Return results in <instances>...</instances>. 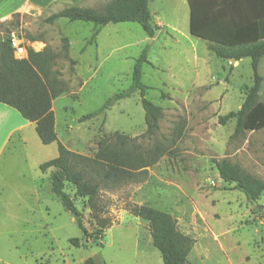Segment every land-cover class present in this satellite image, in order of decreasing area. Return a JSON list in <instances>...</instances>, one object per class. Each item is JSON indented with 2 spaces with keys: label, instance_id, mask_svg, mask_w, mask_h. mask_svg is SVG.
Wrapping results in <instances>:
<instances>
[{
  "label": "rangeland",
  "instance_id": "374dc122",
  "mask_svg": "<svg viewBox=\"0 0 264 264\" xmlns=\"http://www.w3.org/2000/svg\"><path fill=\"white\" fill-rule=\"evenodd\" d=\"M161 4L168 6L163 13L168 20L176 18L169 8L173 0ZM50 15L51 10L31 9L0 20V38L16 31L27 47L56 54L52 76L65 88L53 98L59 140L73 152L93 156L101 138L119 131L143 149L161 146L165 154L144 181L102 186L97 210L66 182L80 212L76 217L51 190L53 168L40 169L58 156V142L43 144L35 126L25 129L26 143L13 135L0 158V264H83L86 249L97 264H146L137 241L149 223L130 213L135 203L171 213L179 229L195 239L185 264H264V192L254 204L221 178L215 162L239 164L264 180V128L232 136L236 120L219 121L241 107L253 85L251 59L219 58L187 25L184 33L160 25L151 37L137 22L110 23L94 46V23L48 22ZM144 50L150 60L142 77L147 97L164 111L156 133L144 135L139 93L83 118L131 87ZM102 223L108 227L96 238ZM153 249L147 264H164L160 250Z\"/></svg>",
  "mask_w": 264,
  "mask_h": 264
},
{
  "label": "trees",
  "instance_id": "16d2710c",
  "mask_svg": "<svg viewBox=\"0 0 264 264\" xmlns=\"http://www.w3.org/2000/svg\"><path fill=\"white\" fill-rule=\"evenodd\" d=\"M191 5V34L209 41L208 48L219 58L238 61L250 58L253 69V85L248 88L241 107L237 111L219 117L224 124L236 120L232 136L246 130L264 128V0H188ZM150 0H111L104 9L70 5L47 18L53 22L58 18L70 21L92 22L96 27L109 23L137 22L149 36H154L157 27L149 9ZM97 32L94 31V37ZM93 37V38H94ZM26 57L14 55L8 38H0V102L15 108L35 123L43 144L58 142L57 157L40 164V169H52L51 190L65 208L80 215L73 199L65 190L66 182L72 183L81 196L89 198L90 205L97 210L99 190L128 181H144L149 168L165 154L164 148L156 146L143 149L136 138L116 131L101 138L96 153L85 155L68 149L58 138L53 98L65 91L56 77L52 76L51 64L56 54L48 50L36 51L27 47ZM148 51L137 58L133 70L131 87L110 98L97 111L85 115L88 119L109 108L115 100L139 93L145 110L146 131L151 136L160 127L163 108L147 97L149 87L143 82V65L149 63ZM221 178L234 188L243 191L254 202L264 192V180L242 170L241 166L227 160H216ZM236 182V183H235ZM131 214L148 221L153 244L157 247L164 264H185L194 247L195 239L182 232L177 219L169 212L148 204H132ZM84 232L81 218L77 219ZM106 223L101 224L98 238ZM76 244L78 238H72ZM83 264H97L93 256Z\"/></svg>",
  "mask_w": 264,
  "mask_h": 264
},
{
  "label": "crops",
  "instance_id": "0c3cea01",
  "mask_svg": "<svg viewBox=\"0 0 264 264\" xmlns=\"http://www.w3.org/2000/svg\"><path fill=\"white\" fill-rule=\"evenodd\" d=\"M110 1L111 0H0V20H7L17 13H23L24 11L31 9L51 10V14H53L70 5L92 7L102 10ZM173 2H175V6H170L169 8H171L170 13L176 18L168 20L166 16L163 15V13H165L164 7L166 8L165 10H167L168 6L161 4V0H150L149 9L152 13L156 27L159 28L160 25H168L174 32L184 33L183 30L186 29L187 25V29L191 34V5L189 1L173 0ZM179 24H183L184 27H180ZM107 25L101 27L94 26L92 32L96 31L97 34L95 37L93 36L94 38L92 37L93 39L91 38L92 45L98 46V38L102 33L101 31H103ZM244 59L245 58H242L238 60V62L241 63ZM15 110V108L0 102V158L13 138V135L18 134L20 142L26 143V138L24 137L25 129L35 126L34 122L26 120L19 111L16 110L17 113ZM153 246L155 247L149 227L147 233L143 235L140 234V238L137 241V247L141 248V253L144 255L143 258L146 260V264L148 263V260L151 259L148 255L154 252Z\"/></svg>",
  "mask_w": 264,
  "mask_h": 264
},
{
  "label": "built area",
  "instance_id": "2783aa9c",
  "mask_svg": "<svg viewBox=\"0 0 264 264\" xmlns=\"http://www.w3.org/2000/svg\"><path fill=\"white\" fill-rule=\"evenodd\" d=\"M25 42L26 40L21 34L17 33L16 31L10 33V43L12 45L15 57L23 58L27 56L28 50Z\"/></svg>",
  "mask_w": 264,
  "mask_h": 264
},
{
  "label": "water",
  "instance_id": "95a60500",
  "mask_svg": "<svg viewBox=\"0 0 264 264\" xmlns=\"http://www.w3.org/2000/svg\"><path fill=\"white\" fill-rule=\"evenodd\" d=\"M230 60L231 61H235V59H233V58H230ZM236 183V182H235ZM255 203H257V201L256 200H254V204ZM76 215V217L78 216V214H75ZM87 241H88V239L85 237V243H87ZM92 256V252L91 251H89L88 249H86V255H85V259H87V258H89V257H91Z\"/></svg>",
  "mask_w": 264,
  "mask_h": 264
}]
</instances>
